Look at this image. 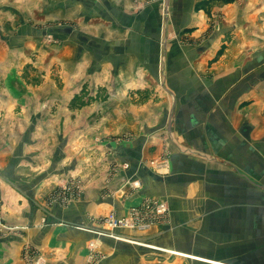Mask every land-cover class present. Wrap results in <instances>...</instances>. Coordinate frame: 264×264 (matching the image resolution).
I'll return each instance as SVG.
<instances>
[{"label": "crops", "instance_id": "obj_1", "mask_svg": "<svg viewBox=\"0 0 264 264\" xmlns=\"http://www.w3.org/2000/svg\"><path fill=\"white\" fill-rule=\"evenodd\" d=\"M69 177L80 198L51 201ZM147 198L151 231L101 222ZM91 242L97 264H264V0H0V264Z\"/></svg>", "mask_w": 264, "mask_h": 264}, {"label": "built area", "instance_id": "obj_2", "mask_svg": "<svg viewBox=\"0 0 264 264\" xmlns=\"http://www.w3.org/2000/svg\"><path fill=\"white\" fill-rule=\"evenodd\" d=\"M168 160L166 158L156 162V168L161 169L166 166ZM61 192L51 201L60 202L63 205H68L70 202L77 200L83 193V182L77 178L69 177L60 179ZM132 189H138L141 184L137 180L127 182ZM168 204L162 200L155 198H147L139 206H133L124 216H118L114 213L107 215L101 219L106 226L111 229L130 230L136 232H148L160 223L168 213ZM100 255L97 252L95 242H91L88 246V264H97ZM33 264H44V259L39 257Z\"/></svg>", "mask_w": 264, "mask_h": 264}]
</instances>
